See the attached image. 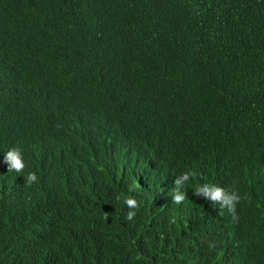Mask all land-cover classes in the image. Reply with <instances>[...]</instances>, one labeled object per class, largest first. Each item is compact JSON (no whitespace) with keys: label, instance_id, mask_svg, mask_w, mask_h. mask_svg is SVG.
<instances>
[{"label":"trees","instance_id":"1","mask_svg":"<svg viewBox=\"0 0 264 264\" xmlns=\"http://www.w3.org/2000/svg\"><path fill=\"white\" fill-rule=\"evenodd\" d=\"M82 4L21 0L9 13L20 31L31 18L92 33ZM107 42L85 74L57 66L24 131L8 96L19 69L0 61V264H264V35L236 58L224 44H187L170 23L138 49ZM15 48L46 44L1 27L0 55ZM12 147L22 172L4 162ZM205 183L241 197L237 219L197 193Z\"/></svg>","mask_w":264,"mask_h":264},{"label":"clouds","instance_id":"2","mask_svg":"<svg viewBox=\"0 0 264 264\" xmlns=\"http://www.w3.org/2000/svg\"><path fill=\"white\" fill-rule=\"evenodd\" d=\"M20 1L0 0V6L7 4L9 7L7 12L0 9V28L11 30L26 41L46 44V50L40 54L15 48L0 55V61L12 60L19 69L8 96L15 101L17 130L22 131L36 125L31 116L32 99L47 81L56 79L57 66H68L85 74L93 45L107 47L111 43L107 41L117 38L127 49H138L143 42L151 41L164 24L170 23L186 34L187 44L198 45L203 40H210L226 45L227 54L236 58L242 55L246 46L254 43L256 36L264 35V0H82V7L94 24V31L88 34L74 31L63 21L45 24L31 18L25 22L27 29L20 31L24 22L20 16L9 13L20 12ZM176 12H180L184 23L177 20ZM229 15L236 21L235 28L228 23ZM248 25L255 28L254 34L247 30ZM129 71L131 67L126 68V73ZM5 152L8 171L22 172L25 163L20 150L12 147ZM188 175L182 179L187 180ZM37 179L36 173L30 172L26 183L31 185ZM196 191L204 193L213 202H220L221 209H227L233 219H237L236 205L241 197L235 191L228 192L208 183L198 186ZM184 199L183 195L177 194L174 202L179 204ZM124 203L130 209L138 206L134 198H126ZM134 216L135 212L129 211L127 219Z\"/></svg>","mask_w":264,"mask_h":264}]
</instances>
